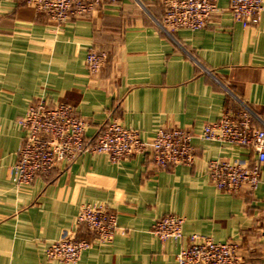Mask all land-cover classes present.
<instances>
[{
  "label": "crops",
  "instance_id": "1",
  "mask_svg": "<svg viewBox=\"0 0 264 264\" xmlns=\"http://www.w3.org/2000/svg\"><path fill=\"white\" fill-rule=\"evenodd\" d=\"M162 14L156 0H117L58 25L26 0H0V264H62L46 258V247L75 233L85 204L117 213L119 229L111 242L94 241L76 264H177L194 233L236 242L241 264H264V166L255 190L221 192L208 163L252 161L254 154L199 136L238 106L235 97L264 119V14L243 27L229 0H219L205 28L181 29L175 39L158 28ZM90 47L109 54L95 75L86 67ZM40 97L74 106L89 141L114 120L145 140L161 128L187 129L195 162L162 169L150 153L114 163L87 152L18 186L11 169L24 138L19 120ZM171 213L184 218L182 241L152 232Z\"/></svg>",
  "mask_w": 264,
  "mask_h": 264
},
{
  "label": "built area",
  "instance_id": "2",
  "mask_svg": "<svg viewBox=\"0 0 264 264\" xmlns=\"http://www.w3.org/2000/svg\"><path fill=\"white\" fill-rule=\"evenodd\" d=\"M117 0H26V4L62 25L73 18L91 14L105 3ZM140 2V0H137ZM163 14L156 18L158 28L171 39L181 29L205 28L218 11L219 0H156ZM142 4V3H141ZM234 19L243 27L255 26L264 14V0H229ZM109 54L96 47L88 49L86 67L90 75L98 74L108 63ZM237 107L226 109L220 119L206 125L199 136L205 141H220L252 151L248 160L214 159L208 163V174L221 192L238 193L245 186L255 190L262 182L264 166V119L248 104L235 97ZM24 138L17 162L11 169L18 186L33 183L38 176L49 177L59 165H70L87 152L107 154L119 163L136 154L150 153L155 165L165 169L179 165L192 166L196 151L194 135L184 128H161L150 140L137 130L114 120L92 141L87 140V121L68 103H51L45 97L29 105L19 120ZM184 218L167 214L157 219L152 232L160 240L182 241ZM119 229L117 213L104 205L85 204L76 217L75 233L66 232L50 243L46 258L62 264H76L93 242H111ZM176 255L177 264H241L240 247L234 241L218 242L212 237L194 233Z\"/></svg>",
  "mask_w": 264,
  "mask_h": 264
}]
</instances>
